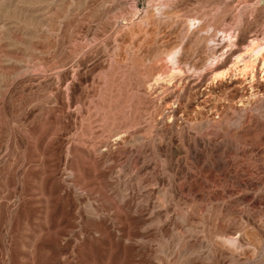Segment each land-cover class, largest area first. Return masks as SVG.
<instances>
[{"label": "rangeland", "instance_id": "rangeland-1", "mask_svg": "<svg viewBox=\"0 0 264 264\" xmlns=\"http://www.w3.org/2000/svg\"><path fill=\"white\" fill-rule=\"evenodd\" d=\"M251 41L264 0H0V264H264Z\"/></svg>", "mask_w": 264, "mask_h": 264}, {"label": "bare ground", "instance_id": "bare-ground-1", "mask_svg": "<svg viewBox=\"0 0 264 264\" xmlns=\"http://www.w3.org/2000/svg\"><path fill=\"white\" fill-rule=\"evenodd\" d=\"M5 3V2H4ZM166 13V12H165ZM164 14V13H163ZM167 16V15H166ZM165 43V42H164ZM250 44H251V46H253V48H252V54H253V56L254 57H257L258 55H261V52L262 51H264V48L263 47H261L260 45H256L255 43H254V41H251L250 42ZM251 52V51H250ZM188 54V53H187ZM252 57V56H251ZM184 58V57H183ZM256 59V58H255ZM186 60V59H185ZM185 60H184V62H185ZM189 60V59H188ZM187 60V61H188ZM262 61H263V66H264V57H263V59H262ZM198 62H199V60H198ZM250 62V61H249ZM248 62V63H249ZM185 63H188V62H185ZM202 63V62H201ZM247 63V62H246ZM191 64H193V63H191ZM247 66V65H246ZM245 66V67H246ZM195 67V66H194ZM248 67V66H247ZM247 67H246V69H247ZM249 69V68H248Z\"/></svg>", "mask_w": 264, "mask_h": 264}]
</instances>
